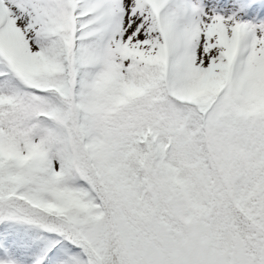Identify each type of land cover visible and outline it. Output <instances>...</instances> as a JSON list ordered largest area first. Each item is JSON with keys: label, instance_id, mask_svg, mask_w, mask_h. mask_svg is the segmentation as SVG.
I'll list each match as a JSON object with an SVG mask.
<instances>
[{"label": "snow or ice", "instance_id": "1", "mask_svg": "<svg viewBox=\"0 0 264 264\" xmlns=\"http://www.w3.org/2000/svg\"><path fill=\"white\" fill-rule=\"evenodd\" d=\"M0 264H264V0H0Z\"/></svg>", "mask_w": 264, "mask_h": 264}]
</instances>
